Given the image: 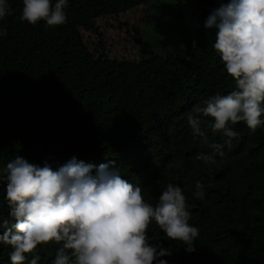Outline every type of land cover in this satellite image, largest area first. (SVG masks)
Listing matches in <instances>:
<instances>
[{
  "label": "trees",
  "instance_id": "16d2710c",
  "mask_svg": "<svg viewBox=\"0 0 264 264\" xmlns=\"http://www.w3.org/2000/svg\"><path fill=\"white\" fill-rule=\"evenodd\" d=\"M154 1L67 0L65 23L48 26L27 23L22 0H7L10 14L0 20L6 30L0 35V170L17 155L53 169L73 156L94 166L112 162L153 205L168 183L176 184L199 231L188 253L150 222L149 242L171 251L161 259L264 264V125L252 132L240 122L226 144L210 132L211 142L224 144V156L206 167L194 157L209 149L192 139L186 123V114L208 97L234 88L212 47L214 32L203 27L228 0H165L169 29L182 46L178 54L168 48L161 19H148ZM20 94L40 96L41 117H21ZM197 179L202 199L192 195ZM4 197L0 185V217L8 218ZM57 247L38 245L39 264H50ZM10 251L0 245V264H9Z\"/></svg>",
  "mask_w": 264,
  "mask_h": 264
},
{
  "label": "clouds",
  "instance_id": "9594fccd",
  "mask_svg": "<svg viewBox=\"0 0 264 264\" xmlns=\"http://www.w3.org/2000/svg\"><path fill=\"white\" fill-rule=\"evenodd\" d=\"M67 0H22L21 18L29 24L65 23ZM0 0V20L9 15ZM214 32L212 45L232 78L234 88L216 94L186 114L191 137L207 151L194 159L204 166L224 156V144L238 133L242 122L250 131L264 125V0H228L211 10L203 22ZM6 30L0 29V35ZM220 133L224 144L213 143L209 133ZM8 218L0 217V245L10 247L9 264H39L37 246L58 245L50 264H167L171 251L150 243V222L164 238L195 251L198 228L189 223V206L182 188L168 183L157 202L149 204L141 186L128 182L112 162L94 166L75 156L53 169L47 161L28 162L14 156L0 170ZM193 197H204L194 181Z\"/></svg>",
  "mask_w": 264,
  "mask_h": 264
},
{
  "label": "rangeland",
  "instance_id": "374dc122",
  "mask_svg": "<svg viewBox=\"0 0 264 264\" xmlns=\"http://www.w3.org/2000/svg\"><path fill=\"white\" fill-rule=\"evenodd\" d=\"M155 3L152 5L151 7V11L148 12V19L153 20V18L156 16L157 18L159 17L161 19V21H159L164 28L163 29H167V31L169 33V44L170 46H168L169 49L173 50L175 53H181L182 51V46H181V42H180V38L179 36H177L176 33H174L173 31H171L169 29V17L171 14V8H170V4L167 3L165 0H158V1H154ZM194 14V8L192 5H190L187 9V18L190 21V19H192V16ZM139 17L141 18V14L139 15ZM136 23V22H135ZM160 29H162V27L160 26ZM109 33L111 35H114L115 32L110 30ZM164 37H166V34H164ZM19 98L23 99L24 98V104L22 106V110L20 112V115L23 119L29 120V121H33L34 119H38L39 117H41V99L40 96H23V95H19ZM28 97V98H25Z\"/></svg>",
  "mask_w": 264,
  "mask_h": 264
}]
</instances>
